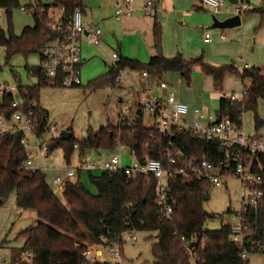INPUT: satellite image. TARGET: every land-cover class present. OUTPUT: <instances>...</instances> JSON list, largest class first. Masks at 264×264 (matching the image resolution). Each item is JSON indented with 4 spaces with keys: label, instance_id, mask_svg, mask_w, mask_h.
Here are the masks:
<instances>
[{
    "label": "trees",
    "instance_id": "1",
    "mask_svg": "<svg viewBox=\"0 0 264 264\" xmlns=\"http://www.w3.org/2000/svg\"><path fill=\"white\" fill-rule=\"evenodd\" d=\"M54 8L62 9L63 21H71L74 12H83V0H49ZM19 7L18 0H0V7L10 12L12 7ZM264 13L262 7L254 11ZM34 26L26 27L21 37L6 38L0 30V46L5 48V60L9 61L14 54L38 53L47 41L55 38L56 33L49 30L51 18L48 6L35 10ZM153 45L155 55L146 63L134 59L118 57V69L146 71L149 75L162 79L166 72H176L190 85L192 69L195 66L210 76L214 90L223 91V79L226 74L235 75L244 83L247 80V93L241 102H231L223 95L219 99L216 113L226 115L233 122L242 125L244 111L253 113L256 130L264 127V121L256 112V102L264 98V70L251 67L239 70L234 65L214 66L205 62L202 56L184 59L180 54L167 58L161 51V31L156 23L153 26ZM118 71L110 69L107 76L95 80L90 89L101 87L114 88ZM36 75L34 85H22L13 76L18 92L27 101H36L35 113L40 121L39 135H43L47 124V111L39 106V93L42 88L60 87V77L53 80L44 75L41 64L30 71ZM0 112L8 114L7 100L0 102ZM128 120V119H127ZM133 127L108 125L98 132L87 131L86 137L76 141L73 136L65 141L57 137L49 141L48 151L55 147H63L65 155L75 146L79 148L81 157L91 151H112L124 146L135 153L138 161L145 157L163 160V139L150 127L144 125L142 116L131 117ZM21 132L0 135V156L8 154L5 164L0 162V206L10 193H15V205L18 209L33 210L38 222L19 234L24 239L21 252L32 253L31 264H86L82 256L85 242L95 245H124L123 234L127 231L156 233L157 242L152 246L154 258L151 264H185L182 239L199 238L207 234L210 238L205 243L202 253V264H248L240 257L238 247L230 239L229 225H221L216 231L205 230L210 215L204 209L205 196H208L209 185L204 182L190 181L176 176L169 182L170 198L173 200V213L170 220L160 214L155 199V183L144 175L128 178L121 170L98 175L89 172V179L96 187L97 193L89 191L79 179L75 183L64 186L63 201L48 186L42 171L25 172L20 165L25 159V152L20 144ZM175 141L187 154H206L213 162H217L219 150L216 143L204 142L193 135L180 134ZM254 234L251 242L264 245V202L258 210ZM79 244V246H77ZM122 250V249H121ZM264 253V252H263ZM21 254V253H20ZM20 254L17 257H20ZM99 264V263H98Z\"/></svg>",
    "mask_w": 264,
    "mask_h": 264
},
{
    "label": "built area",
    "instance_id": "2",
    "mask_svg": "<svg viewBox=\"0 0 264 264\" xmlns=\"http://www.w3.org/2000/svg\"><path fill=\"white\" fill-rule=\"evenodd\" d=\"M234 2L233 10L240 17L249 12L250 5L258 0H230ZM130 5L133 0H125ZM204 6L213 12H220L225 8L224 0H202ZM48 6L51 22L49 30L57 36L46 42L41 51V66L44 75L50 80L60 77V86L63 88L81 85L80 63L82 57L81 44L85 43L93 48H99L102 30L99 26L84 22L79 10L74 12L71 21L64 23L62 9L54 8L49 0H28L25 5L19 6L22 12L34 14L36 9ZM1 8V7H0ZM55 12V13H54ZM144 15L154 17L156 10L152 0L142 8ZM133 13L130 7L118 8L116 17H128ZM224 39V36H221ZM210 40V34L205 35V42ZM5 52V48L2 47ZM118 57L110 61L111 68L118 71L115 77V87L123 86L127 97L135 98L138 107L149 115L154 132L159 134L164 142L163 160L145 157L143 162L138 161L135 153L129 151L131 162L122 163L121 155H112L93 161L89 157L81 160V169L94 172L102 171L113 173L123 171L128 178L144 175L153 179L155 183V199L160 214L170 220L173 213V200L170 198L169 182L176 176L197 182H204L211 187H222L225 180L235 179L240 186V206L238 210L229 212L233 222H223L231 229L230 239L240 250V257L250 261L254 254H264V245L251 242L256 224L255 216L264 202V136H248L243 132L242 125L233 122L226 115L217 113H203L198 107L192 113L197 118L193 122L187 120L190 109L187 104L179 101L171 86L162 78L158 79L146 71H137L138 81L133 82L128 70L118 69ZM249 68V67H245ZM247 93V85L243 86L237 96L230 95L231 102H241ZM123 96L119 97L120 102ZM7 100L9 113L0 112V135H23L20 144L25 152V159L20 170L33 172L41 170L39 162L41 152H45L53 133L57 128L45 117L47 124L43 135H39L40 121L35 108L36 102L27 101L18 92L16 84L0 82V102ZM118 101V104H120ZM124 102V101H123ZM122 102V103H123ZM125 103V102H124ZM126 104V103H125ZM128 106L122 107L118 125L133 127L131 120H127ZM125 108V109H124ZM180 134H188L197 139L216 143L219 157L213 162L206 154H187L177 144L175 139ZM120 150L124 146H118ZM76 176L72 168L65 170L64 176L57 175L54 184L65 186ZM136 230L125 232L123 242L134 244L137 242ZM183 251L186 255L185 264H202L204 246L210 238L207 234L189 240L181 238ZM79 246V244H77ZM9 264H31L32 253ZM106 255L108 260L101 261L98 257ZM86 264H124L122 250L116 244L111 246L85 245L82 252ZM0 251V260H1ZM5 264V263H0ZM181 264V263H178Z\"/></svg>",
    "mask_w": 264,
    "mask_h": 264
},
{
    "label": "rangeland",
    "instance_id": "3",
    "mask_svg": "<svg viewBox=\"0 0 264 264\" xmlns=\"http://www.w3.org/2000/svg\"><path fill=\"white\" fill-rule=\"evenodd\" d=\"M103 2L104 0H83V11L88 16V18L86 17L84 19L93 20V23L98 24V19L102 15L99 7ZM18 3L19 6L25 5L28 3V0H18ZM222 15L224 14L220 16ZM248 16L243 26L246 27V31L250 34V46L246 52V57L235 59L236 67L242 70L243 63L246 62L255 68L264 70V13L258 10L250 12ZM34 24L33 14L22 12L18 6L12 7L10 12L5 7L0 8V30L6 38L10 36L21 37L24 29L26 27H33ZM100 26L103 29V25L101 24ZM212 32L216 31L213 30ZM106 46L107 48L105 50L102 48L106 56L103 58L97 50H90V58L83 63L80 69L82 81L80 87H46L42 88L39 93V103L48 112L49 122L52 125L55 124L59 132L70 129L76 141L83 140L89 130L96 133L102 127L108 125L115 126L120 111L118 96L122 95L124 100H130L123 89L117 92L106 86L95 90L90 89V85L95 80L107 76L110 72L111 65L107 61L110 59L113 62L116 59L114 50L118 48L117 43L114 42V45H112L110 42H107ZM5 56L4 49L0 46V82L9 81L8 83L14 85V80L11 75L13 74L18 81L20 78V82L23 84L36 83L37 77L36 75L31 76L30 71H33L40 65L38 53L28 54L27 56L14 54L7 62ZM193 71L191 73L190 83ZM162 77L168 81L174 92H177L176 90L179 89V85L173 80L174 77L183 80L182 82L188 88L187 82L176 72H166ZM240 84L241 80L239 81L237 77L232 76L227 86L230 89L236 88L237 91H234V93L238 94L242 88ZM221 96V93H216L214 89L209 91L208 97L203 102L207 104L210 112L214 113L218 110ZM124 106L127 105L124 104ZM256 107L257 115L264 121V98L257 100ZM252 112H249V110L244 111L242 115V128L245 134L255 132L253 126L254 117L253 115L251 116ZM144 114V123L148 127H151L152 121L145 112ZM263 128L259 130V134L264 133ZM112 153L114 152L104 151L102 155L109 157ZM7 157L8 154L4 151L0 156V162L5 164ZM123 158L126 159V153H123ZM91 159L96 161L94 156ZM37 161L40 163L47 184L56 195L62 196L61 190L63 186L54 184L53 180L56 175L64 176L65 170L68 168L76 171V177L79 176V181L89 191L94 194L97 193L96 187L89 179V172L82 170L78 175L77 171L81 167V155L77 146L73 148L68 157H66L63 147H55L52 150L41 152L40 158ZM123 164L128 165L125 162ZM99 173L100 171L92 172L94 175H98ZM224 183L222 187H211L208 192L209 198L204 201L203 207L210 215V219L205 224V230L207 231L218 230L225 221L233 222V218L228 212L239 209L240 186L238 181L231 178L225 180ZM15 200V193L12 192L0 206V251L2 254L0 263L4 261L5 264H9L11 257L20 253L21 258L24 259L26 257L21 252L24 239L19 237V234L26 228L36 225L38 222L35 211L18 209L15 205ZM137 238V242L134 244L127 241L122 246L124 264L153 263L152 246L157 242L156 233L138 232ZM84 244L87 246L93 245V243L88 241ZM98 258L101 261L108 260L106 255ZM249 264H264V255H252Z\"/></svg>",
    "mask_w": 264,
    "mask_h": 264
},
{
    "label": "crops",
    "instance_id": "4",
    "mask_svg": "<svg viewBox=\"0 0 264 264\" xmlns=\"http://www.w3.org/2000/svg\"><path fill=\"white\" fill-rule=\"evenodd\" d=\"M147 1L149 0H133V2L130 5H128L125 2V0H104V2L99 7L102 15L98 19L99 22L96 20L98 24L93 23L92 22L93 20L84 19L86 17L88 18L87 13L85 11L81 12L84 22L95 24L101 28L102 36H101V43L99 45V48H93L85 43L81 44L82 59L80 63V69L83 63L90 58L89 54H90V50L92 49L97 50L99 54L102 56V58L106 57L102 51V48L104 50L107 48L106 46L107 42H110L112 45H114V42L117 43L118 48L117 50H114L115 57H124L128 59L137 60L141 63H146L150 57L155 55V49L153 45V26L156 23L160 26L161 51L165 57L172 58L175 55L180 54L184 59L188 60L191 58L202 56L205 62L214 66L234 65L236 67L235 59L237 58L242 59L243 57H246V52L248 50V47L250 46V34L246 31V27H244L243 24L248 19L249 17L248 14L250 12H254L255 9L262 7L263 4V0H258L256 2H253L250 5L251 8L249 12L241 16V24L238 27L232 29H211L213 15L216 16L219 20H223L235 14L233 10L234 2L230 0H224L225 8L222 9V11L216 13L213 12L211 8L204 6L202 0H152L154 4V8L156 10V14L154 17H148L144 15L142 12V8ZM125 6L133 9L132 15L118 19L115 15V11L118 8H123ZM221 14H224L222 15L223 17L220 16ZM101 24L103 25V29L100 26ZM213 30H215L216 32H212ZM206 34H210V40L208 42L204 41ZM222 35L224 36V39H222L221 37ZM110 61L111 60L109 59L107 62L110 63ZM40 62L41 61L39 57V63ZM245 67L251 68L253 67V65L244 62L243 69H246ZM192 70L194 71L192 74L191 83L190 85H188L189 89L185 86L184 82H182L183 80L177 79V77L173 78L175 83L179 85V89L176 90L177 92H174L176 98L179 101L187 104L190 109V112L188 113L187 116V120L189 122H193L197 119L192 113L193 108L198 107L200 110H202L203 113L204 112L213 113L210 112V109L207 106V104L203 102L208 97L209 91L214 89L212 78L210 76L204 75L200 71V68L198 66H195L194 69ZM128 71L131 72V74L129 75L130 79L136 83L138 81V75L136 73L137 71L134 70H128ZM11 75L13 78L14 75L13 74ZM232 76L235 75L226 74L223 79L222 95L224 97L229 98L230 95L237 96L241 93L243 86L245 85L248 86L250 84L249 80L245 82V85L241 81L240 85L242 86V88L238 92V94H235L234 91H237L236 88L230 89L227 86V83L230 81V78ZM236 77L237 76H235V78ZM237 79L240 81L239 77H237ZM19 81H21L20 78ZM6 82L8 83L9 81ZM166 82L168 83V81ZM14 84H15V80H14ZM21 84L32 86L35 83L33 84L21 83ZM59 88H61V86ZM123 88H124L123 86L120 87L118 86L117 89L114 88L111 89L117 92L118 90L120 91V89ZM229 91L231 92L230 94ZM120 96L122 95H119L117 98L119 102H120L119 100ZM128 99L130 100H122L120 102V107H119L120 111L115 125H118L119 123L120 114L123 110L122 107L124 106L125 103L128 106L127 107L128 113L126 119L131 120L132 116L140 114L143 120L145 114L138 107L136 99L132 97L131 98L128 97ZM37 103L39 104L40 107H42L39 101ZM252 115L253 113L251 114V116ZM147 116L149 117L148 114ZM48 119H49V114H48ZM253 123H254V119H253ZM144 125L146 124L144 123ZM56 128H57L56 132L53 133L54 135L53 139L57 137H61V132H59L57 126ZM261 129L262 128L258 130L255 129L254 133H250V134L247 133L246 135L262 137L264 136V133L261 134L258 133L259 130ZM67 130L71 132V136H73L72 131L70 129ZM46 151H48V148ZM104 151L107 150L91 151L86 155L82 156L81 160L83 157H89L91 159L94 156V158H96V161L100 160L101 158L108 157L102 155V152ZM112 151L114 153L110 154L111 156L121 155L122 163L125 162L128 163V165L130 164L131 162V158L129 155L130 150H128L126 147H124L122 150H120L119 147H117ZM123 153H126V159L123 158ZM40 171H42V169ZM81 171L82 169L80 167V169L77 171L78 175ZM78 178L79 176L78 177L75 176L70 180V182L75 183L78 180ZM63 189L61 190V195L63 193ZM58 197L63 201L62 196L61 197L58 196ZM259 255H264V254H259ZM18 259H21V257L19 256L17 257L16 255L11 257L10 260L13 263ZM247 262L249 264L250 261ZM3 263L5 262L3 261Z\"/></svg>",
    "mask_w": 264,
    "mask_h": 264
},
{
    "label": "water",
    "instance_id": "5",
    "mask_svg": "<svg viewBox=\"0 0 264 264\" xmlns=\"http://www.w3.org/2000/svg\"><path fill=\"white\" fill-rule=\"evenodd\" d=\"M241 17L239 15L234 14L233 16H229L223 20H219L216 16L212 17V26L211 29H232L240 26ZM234 63V61H233ZM71 137V132L68 130L61 131V138L65 141L69 140ZM208 196H205V201L208 200Z\"/></svg>",
    "mask_w": 264,
    "mask_h": 264
}]
</instances>
